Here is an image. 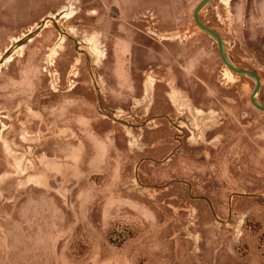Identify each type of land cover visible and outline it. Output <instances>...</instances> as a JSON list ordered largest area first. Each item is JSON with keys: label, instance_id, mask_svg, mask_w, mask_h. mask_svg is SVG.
<instances>
[{"label": "rangeland", "instance_id": "rangeland-1", "mask_svg": "<svg viewBox=\"0 0 264 264\" xmlns=\"http://www.w3.org/2000/svg\"><path fill=\"white\" fill-rule=\"evenodd\" d=\"M197 1L0 0V264H264V110ZM199 16L264 104V0Z\"/></svg>", "mask_w": 264, "mask_h": 264}, {"label": "water", "instance_id": "water-1", "mask_svg": "<svg viewBox=\"0 0 264 264\" xmlns=\"http://www.w3.org/2000/svg\"><path fill=\"white\" fill-rule=\"evenodd\" d=\"M211 0H198L197 3L194 5L193 10H192V17L196 23V25L203 31H205L207 34H209L211 37H213L217 43V48H218V53L219 56L222 60V62L226 65L227 68L230 70L240 73V74H246L251 76L254 79V86L251 90V93L249 95V100L250 102L257 107L258 109L264 110V104L260 103L257 98H256V93L259 89L260 86V79L257 73L251 69L245 68V67H240L233 63L230 58L227 56L224 45H223V40L219 33L214 30L212 27L206 25L203 23L199 16V10L200 8L208 3Z\"/></svg>", "mask_w": 264, "mask_h": 264}, {"label": "bare ground", "instance_id": "bare-ground-1", "mask_svg": "<svg viewBox=\"0 0 264 264\" xmlns=\"http://www.w3.org/2000/svg\"><path fill=\"white\" fill-rule=\"evenodd\" d=\"M178 93H179V92H178ZM180 95H181V94H180ZM179 98H180V97H179ZM179 98H178V99H179ZM181 99H182V98H181ZM201 114H202V113H201ZM135 131H136V130H135Z\"/></svg>", "mask_w": 264, "mask_h": 264}]
</instances>
